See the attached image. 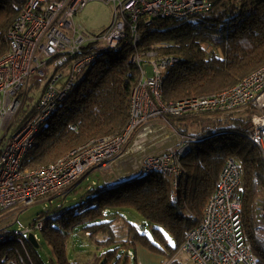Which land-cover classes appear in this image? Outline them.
Masks as SVG:
<instances>
[{"label": "trees", "instance_id": "1", "mask_svg": "<svg viewBox=\"0 0 264 264\" xmlns=\"http://www.w3.org/2000/svg\"><path fill=\"white\" fill-rule=\"evenodd\" d=\"M23 2L0 0V56L7 50L6 33ZM138 32L135 48L102 49L78 76L22 165L46 166L90 140L123 130L128 122L129 94L139 77L129 61L133 51L155 49L177 58L162 85L165 104L221 92L264 64V0H212L208 12L182 20L155 18L139 26ZM244 111L245 116L229 114L224 120L216 119L224 114L221 112L167 117L178 133L190 138V149L181 159L175 199L170 198L167 182L158 172L112 184L95 182L78 196L84 197L81 204L58 206L51 214L37 217L33 224L41 221L42 227L34 244L19 238L20 234L1 244L0 264H75L67 257V246L76 232L85 234L98 251L88 264H127V252L136 245L169 260L199 222L230 157L242 170L245 239L254 264H264V240L258 234L264 224L257 215L258 209L264 212V157L249 139L250 111ZM205 121L212 123L206 126ZM195 122L201 126L199 132L188 135L187 125ZM90 173L86 170L79 177ZM72 184L65 189H72ZM124 208H132L144 218L150 237L145 229L138 230L125 221ZM40 242L49 249L48 261L40 256Z\"/></svg>", "mask_w": 264, "mask_h": 264}, {"label": "built area", "instance_id": "2", "mask_svg": "<svg viewBox=\"0 0 264 264\" xmlns=\"http://www.w3.org/2000/svg\"><path fill=\"white\" fill-rule=\"evenodd\" d=\"M92 1L111 6L112 21L96 34H85L73 22ZM211 4L212 0H24L7 30V50L0 56V218L59 193L86 170H106L124 156L140 173H161L175 199L181 159L190 148L189 138L178 135L168 116L249 109V139L264 157V64L221 92L165 104L162 85L177 58L152 49L133 51L129 58L139 77L129 94L128 122L122 131L90 140L46 166L22 165L55 109L102 49L135 48L139 26L155 18L186 19L208 12ZM151 146L159 151L150 153ZM241 179L240 164L227 158L199 222L179 247L194 264H254L242 227ZM16 222L20 235L35 237L33 231L42 227L41 221L30 227ZM12 237L0 230V246Z\"/></svg>", "mask_w": 264, "mask_h": 264}, {"label": "rangeland", "instance_id": "3", "mask_svg": "<svg viewBox=\"0 0 264 264\" xmlns=\"http://www.w3.org/2000/svg\"><path fill=\"white\" fill-rule=\"evenodd\" d=\"M112 15L113 11L111 6L104 5L103 3L97 1H92L89 2L86 7L75 16L73 23L76 24V26H78L85 34H96L105 29L111 23ZM37 96L35 95L33 101H36ZM246 112L247 111H240L237 113L229 114H232L233 117L245 116L247 114ZM229 114H220L218 117H216V119L224 120L223 116L227 117L229 116ZM200 127L201 126H199V123L197 122L189 123L187 125V134L191 135L199 132ZM178 135L181 134L178 133ZM148 151L150 153H155L159 150H156L155 147L151 146ZM91 171L92 173L79 177L78 181H76L77 183L75 185L72 184V189H64L57 194L37 200L26 208H23L22 210L17 209L5 214L2 218H0V230L9 231L13 235L20 234L21 229L16 221H18L23 227H30L39 215L45 212H47V214L49 215L54 212V210L58 206H72L81 204L84 201V197L79 198L78 196L84 193L87 186L90 188L92 187V185H94L95 182L99 183L101 181L107 184H112L115 182L123 181L129 177L138 176L141 174L143 175V173H140L132 168L131 159L128 156L119 158L106 170L99 172L93 170ZM258 211L261 210L258 209ZM258 211L257 215L259 217ZM121 213L123 214L125 221L135 226L138 230L145 229L147 231L148 237H150L148 231V223L138 212H136L132 208H124L121 209ZM42 221L45 223V220ZM33 232L35 233L36 239L39 240L38 232ZM258 234L264 240V225H261V227H259ZM27 235L28 233L25 232L21 236H19V238L23 237L26 239ZM39 253L44 261H48L49 259H51L49 249L43 242H40ZM97 253L98 251L96 247L82 232L73 233V235L69 238L67 246V257L71 262H74L75 264H88L89 262H91L93 256H95ZM133 254H135V248H133L132 254H129V252H127V264H135ZM174 257L179 262H181L182 256L180 252L175 254Z\"/></svg>", "mask_w": 264, "mask_h": 264}, {"label": "crops", "instance_id": "4", "mask_svg": "<svg viewBox=\"0 0 264 264\" xmlns=\"http://www.w3.org/2000/svg\"><path fill=\"white\" fill-rule=\"evenodd\" d=\"M212 122H205L204 125H210ZM157 150V149H156ZM259 218L260 221L264 224V212L259 211ZM135 254H133V258L135 260V264L137 262V264H194L193 262H191L189 260V258L184 255L183 253H181V262H179L174 256L171 259H167L164 258L162 256H159L157 254H154L152 252H150L149 250L143 248L140 245H136L135 247ZM177 252V253H178ZM132 254L131 251H129V254ZM176 253V254H177ZM131 259H132V255H131Z\"/></svg>", "mask_w": 264, "mask_h": 264}, {"label": "water", "instance_id": "5", "mask_svg": "<svg viewBox=\"0 0 264 264\" xmlns=\"http://www.w3.org/2000/svg\"><path fill=\"white\" fill-rule=\"evenodd\" d=\"M27 239H29L33 244L35 243V239H34V236L32 234H28L27 235Z\"/></svg>", "mask_w": 264, "mask_h": 264}]
</instances>
